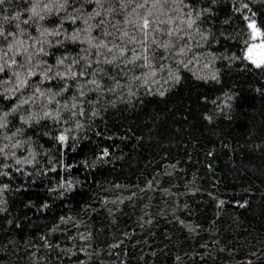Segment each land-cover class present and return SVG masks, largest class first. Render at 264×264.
<instances>
[{
  "label": "trees",
  "instance_id": "1",
  "mask_svg": "<svg viewBox=\"0 0 264 264\" xmlns=\"http://www.w3.org/2000/svg\"><path fill=\"white\" fill-rule=\"evenodd\" d=\"M0 29V264H264V0H6ZM88 62L98 90L56 75Z\"/></svg>",
  "mask_w": 264,
  "mask_h": 264
},
{
  "label": "snow or ice",
  "instance_id": "2",
  "mask_svg": "<svg viewBox=\"0 0 264 264\" xmlns=\"http://www.w3.org/2000/svg\"><path fill=\"white\" fill-rule=\"evenodd\" d=\"M5 2H6V0H0V5H4ZM9 2H10V0H9ZM64 2H65V3H68V0H64ZM97 2L99 3V0H97ZM61 6L63 7V5H61ZM32 11H33V15H35V14H36V13H35V9H33ZM99 14H100L99 12L96 13V15H99ZM4 19H8V17L5 16ZM12 19H19V16L17 15V16H15V17H12ZM41 19H43V17H41ZM85 22L87 23V21H85ZM24 23L27 24L28 21L25 20ZM101 23H103V21H101ZM147 26H148V21L145 20V21H144V27L147 28ZM17 27H19V25H17ZM249 27H250V28H254V24H251V23H250V24H249ZM9 34H11V33H9ZM3 35H4V32H3L2 29H0V36H3ZM78 38H79L78 35H74V36L71 37V39L74 40V41L77 40ZM89 45L91 46V41H89ZM103 46H104V45H103V42H101V44L98 45V47H103ZM9 50H11V49H9ZM25 51H26V50H25ZM41 51H43V50L41 49ZM83 51L87 52V49H83ZM108 51L111 52L112 49L109 48ZM45 54H47V53H45ZM5 55H6V53H5ZM120 55H121V56L124 55L123 51H121ZM141 58H143L144 61H145V64L143 65V67H150V63H149V61H150L153 57H150V56H148V55H143V56H140V55H134V56L131 58V60L126 61L125 66L127 65V63H134L136 60L141 59ZM104 62L107 63V64H113V63H114L113 60H105ZM16 63H18L16 60H12V64H16ZM29 63H31L30 60H29ZM58 63L61 64V65H63V64H64V59H61ZM77 63H79V61H75V60L73 61V64H77ZM253 63H255V61H253ZM9 66H11V65H9ZM20 66H21V67H24L23 64H21ZM256 66H257V67H261V64H256ZM116 67H119V65H116ZM137 67H141V65H137ZM90 68H92V64H91V62H88L86 65H81V70H80V71H73V70H72V67L69 66L68 69H67V71H64V72H57L56 75L60 76L61 79H65V78L76 79L77 77H81V78H83V77H86V76H91V77H93V78H92L91 80L87 81V82H88V83L96 84V86H97V90H98V89L100 88V85H99V83L97 82V80H96V78H95L96 75H97L98 73H104V75H109V73L107 72L106 69H103V68H95V69H93L91 72H89L88 69H90ZM48 70H49V71L51 70V66H49V69H48ZM2 71H4L3 66H0V72H2ZM153 74H154V73H153ZM16 75H17V79H19V75H20V74H19V73H16ZM27 75H28V76H31L32 73H31V72H28ZM45 78H49V77L47 76V72H45ZM112 78H115V77H112ZM25 83H26V81H24V80H20V85H21V86L24 85ZM37 90L39 91V89H37ZM82 94H83V93H82ZM41 95H43V93H41ZM26 102H27V101H25V103H26ZM45 114L47 115V113H45ZM59 139H60L61 142H63V141L66 139V137L63 136V135H61V136L59 137Z\"/></svg>",
  "mask_w": 264,
  "mask_h": 264
},
{
  "label": "water",
  "instance_id": "3",
  "mask_svg": "<svg viewBox=\"0 0 264 264\" xmlns=\"http://www.w3.org/2000/svg\"><path fill=\"white\" fill-rule=\"evenodd\" d=\"M255 59L258 61V62H263L264 61V51L263 49H259L257 51H252Z\"/></svg>",
  "mask_w": 264,
  "mask_h": 264
}]
</instances>
